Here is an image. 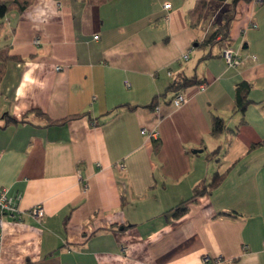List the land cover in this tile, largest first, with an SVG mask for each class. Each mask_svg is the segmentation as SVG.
I'll use <instances>...</instances> for the list:
<instances>
[{
  "label": "crops",
  "instance_id": "0c3cea01",
  "mask_svg": "<svg viewBox=\"0 0 264 264\" xmlns=\"http://www.w3.org/2000/svg\"><path fill=\"white\" fill-rule=\"evenodd\" d=\"M196 1L32 0L0 19V190L21 218L2 217L0 264H264V2L237 4L230 67L220 37L202 45L220 24L190 26ZM183 77L202 84L174 107Z\"/></svg>",
  "mask_w": 264,
  "mask_h": 264
},
{
  "label": "trees",
  "instance_id": "16d2710c",
  "mask_svg": "<svg viewBox=\"0 0 264 264\" xmlns=\"http://www.w3.org/2000/svg\"><path fill=\"white\" fill-rule=\"evenodd\" d=\"M32 0H0V19L5 17L9 12L15 10L17 12L23 11L31 2ZM84 3L89 5H100L108 0H81ZM228 0H197L192 9L189 10L187 17L189 20V24L192 28H197L202 20L204 19L205 13L210 5L211 2H215L216 4H223ZM253 0H229V8L225 10L221 16L220 25L217 27V30L212 33V35L202 44L203 46H208L211 44L216 38L220 37L219 40L216 42L220 45V43L226 41L228 39L229 30L231 27L232 22L235 19L236 15V7L237 4L240 2L249 3ZM264 0H261V3ZM214 43V42H213ZM208 57V56H207ZM10 56L7 55V51L4 48H0V79L4 73L5 64L8 60H10ZM202 84L199 82L195 77H183L178 81H174L168 89L171 91L176 92V94L181 93V91L185 88L200 85ZM249 85L247 83H240L236 89L235 95V107L234 112H237L241 115L244 114L247 106L250 104V100L247 98ZM175 94V95H176ZM154 104L150 105L151 109H154ZM135 107H131L129 109H134ZM211 136L216 138L220 136L225 130V123L222 119L218 117H213L211 120L210 126ZM156 144V141H155ZM226 176V172L222 174L216 173L209 183H200L197 185L194 190L191 199H194L197 196L206 194L211 192L212 190L216 189L224 180ZM186 212L185 207H181L175 210L174 216L178 217ZM227 216H231L230 214H223Z\"/></svg>",
  "mask_w": 264,
  "mask_h": 264
},
{
  "label": "built area",
  "instance_id": "2783aa9c",
  "mask_svg": "<svg viewBox=\"0 0 264 264\" xmlns=\"http://www.w3.org/2000/svg\"><path fill=\"white\" fill-rule=\"evenodd\" d=\"M252 2L256 5L261 4V0H253ZM163 8L166 10H169L170 4H168V3L164 4ZM93 39L97 40L98 36H94ZM34 44L35 45L39 44V40L35 39ZM221 56H222V58H223V60L227 66L232 67V66H236L240 63L239 55L230 48L229 41H227V40L224 41V43H223ZM183 59H187V55L183 56ZM251 59L253 61H255L256 57L253 56V57H251ZM56 70H60V68L57 67ZM200 89H203V86H201ZM184 103H186V98L182 93L176 94L171 101V104L174 107H179V106L183 105ZM143 132H144V130H143ZM149 137L150 138H156V133H154V132L150 133ZM119 166L121 168H123V166L121 164ZM18 198L17 197L16 198L9 197V196H7L5 191L0 190V225L2 223V217L3 216H10L14 220H20L21 219L20 214H19L20 212H19L18 205H17ZM28 214L31 216H34L36 218H42L43 217V209L41 206H35L31 210H29ZM203 260L205 263H208V261H209L208 258H206V257Z\"/></svg>",
  "mask_w": 264,
  "mask_h": 264
},
{
  "label": "rangeland",
  "instance_id": "374dc122",
  "mask_svg": "<svg viewBox=\"0 0 264 264\" xmlns=\"http://www.w3.org/2000/svg\"><path fill=\"white\" fill-rule=\"evenodd\" d=\"M228 8H229V5H222V4H217L216 5L215 2H211L209 7H208V9H207V11H206V13H205V18H204V23L203 24L206 26L210 21H211L212 24H214V26L216 25V23H217V25L220 24L221 16H222L223 12L225 10H227ZM215 41L216 40H214L213 42H215ZM220 45H222V43H220ZM193 59L194 58H192V60Z\"/></svg>",
  "mask_w": 264,
  "mask_h": 264
},
{
  "label": "water",
  "instance_id": "95a60500",
  "mask_svg": "<svg viewBox=\"0 0 264 264\" xmlns=\"http://www.w3.org/2000/svg\"><path fill=\"white\" fill-rule=\"evenodd\" d=\"M200 152H201V150H193L192 153H200Z\"/></svg>",
  "mask_w": 264,
  "mask_h": 264
}]
</instances>
